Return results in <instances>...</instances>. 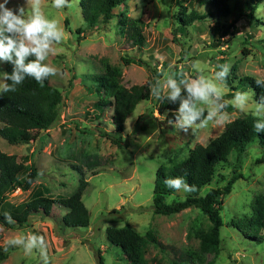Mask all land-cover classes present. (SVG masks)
<instances>
[{
  "label": "rangeland",
  "instance_id": "374dc122",
  "mask_svg": "<svg viewBox=\"0 0 264 264\" xmlns=\"http://www.w3.org/2000/svg\"><path fill=\"white\" fill-rule=\"evenodd\" d=\"M189 2L183 4L187 15L193 11L207 14L206 5L197 1L189 6ZM241 2L232 0V15L219 24L211 17L185 24L184 9L172 0H125L110 23L92 26L85 21L81 0H69L64 9L53 8L52 0H40L45 16L55 19L65 32L45 61L58 68L51 83L63 92L65 101L60 121L50 130L31 132L29 144L11 145L0 137L1 152L19 159L28 157L39 172L28 192H10L0 214H12L39 194L58 200L82 191L91 223L87 229L67 228L63 218L68 211L58 205L49 216L43 212L31 216L24 227L11 229L0 223V250L7 256L0 264H42L37 250L31 255H25L22 247L4 251L7 240L28 232L45 238L50 264H99V253L105 264H129L106 235L110 227L127 225L143 235L152 232L160 242L161 248L148 247L149 264H179L199 250L202 235L211 228L209 219L196 208L172 216L156 215L154 183L161 167L170 168L188 159L196 147H206L220 137L228 124L254 118L233 108L230 101L237 91L249 92L252 100H257L252 89L240 85L241 79L264 80V3L248 9L254 12L255 25H251L240 20V10L245 9L239 7ZM8 6L25 7L26 14H31V5L25 0H11ZM232 24L240 30L236 37L225 34L223 28ZM134 28L145 38L142 46L131 37ZM124 59L130 60V65L126 66ZM194 62L205 68L206 75L218 70L217 65L231 66L224 96L229 102L226 121L210 122L207 128L185 133L168 120L171 102L151 95L138 105L123 131L116 129L111 120L113 101L97 80L108 67L121 70L125 88L148 83L152 90L168 72H174L178 81L195 77ZM0 72H5V62H0ZM112 139L121 140V148ZM263 157L260 142L233 152L216 168L211 184L202 189L200 195L206 196L227 186L234 176L239 178L231 194L223 198L220 252L208 255L207 264H264V226L238 227L251 220L264 199ZM189 196L191 193L175 192L166 202L184 201ZM113 210H120L123 217L114 215Z\"/></svg>",
  "mask_w": 264,
  "mask_h": 264
},
{
  "label": "trees",
  "instance_id": "16d2710c",
  "mask_svg": "<svg viewBox=\"0 0 264 264\" xmlns=\"http://www.w3.org/2000/svg\"><path fill=\"white\" fill-rule=\"evenodd\" d=\"M125 0H81L84 18L90 25H96L100 22L110 23L114 19V11L119 8ZM184 9L185 24H191L197 20H204L209 17L215 18L217 23L222 19H229L232 15V0H188L189 6L199 2L202 6L208 7L205 16H201L193 11L187 15L188 8L183 7L187 0H172ZM239 4L242 14L240 20H246L255 25L254 12L248 11L252 6L264 3V0H242ZM66 26L69 20L66 19ZM225 34L236 37L240 30L232 24L225 28ZM182 30V29H181ZM136 45L142 46L145 41L144 36L138 28H134L131 35ZM29 59H34L30 57ZM126 66L131 61L124 59ZM12 71L11 64L5 62V72ZM97 80L101 87L106 90L107 96L111 98L113 104L112 122L119 131H123L125 123L135 112L138 105L151 98V86L147 83L143 86H137L133 89H127L122 85V72L119 68L108 67L106 74L98 76ZM257 79L244 77L240 85L243 88L252 89L256 95L257 101L264 97V87L256 83ZM10 83V81H9ZM65 97L62 91L52 85L49 77L41 86L33 78L27 77L22 85L17 86L16 92L4 93L0 97V137L11 145L29 144L30 133L50 130L61 118V109ZM104 105H108L104 103ZM109 106V105H108ZM178 102L168 105L170 113L168 114L169 122H174ZM100 110L101 107L98 106ZM104 111V110H103ZM254 118L247 120L238 119L226 127L225 132L213 140L208 146H198L192 155L170 168L161 167L156 173L154 183V200L153 209L156 215L172 216L182 213L190 208H196L205 215L210 223L211 228L207 234H203L199 250L191 252L187 260L179 264H207L206 258L210 254L220 252L221 228L223 220L221 212L223 211V198L231 194L234 185L239 180L234 176L227 186L221 189L212 190L206 196H201L204 187L211 184L214 179L216 168L228 161L233 152H243L247 146L260 142L264 146V133L257 134L253 127ZM120 148L121 140L112 139ZM28 157L17 158L0 151V210L5 204L11 191L18 189L28 192L35 184L39 177V172L34 163H30ZM264 164V157L261 162ZM29 164V165H28ZM183 176L190 185L196 187V191L184 201L168 204V197L175 193L168 189L165 184V178H174ZM54 205L63 207L68 213L63 218V224L70 229H87L90 227L91 215L83 202V192L78 191L72 196L65 199H48L39 194L34 200L25 204L21 209L16 210L11 215L16 221L15 224L9 225L4 221L3 214H0V223L11 229H17L30 224L31 216L38 215L41 212L49 216ZM114 215L123 214L120 210H113ZM249 222L242 226L238 224L239 229L247 228L250 225L264 226V199L256 207V211ZM260 229V227H257ZM109 242L122 250L129 264H149L146 259L147 249L150 245L160 247L161 244L156 236L149 232L145 235L140 234L134 227L127 225L124 228L110 227L106 230ZM7 256L0 250V260H6ZM98 263L105 264L101 253L98 254ZM178 264V263H177Z\"/></svg>",
  "mask_w": 264,
  "mask_h": 264
},
{
  "label": "clouds",
  "instance_id": "9594fccd",
  "mask_svg": "<svg viewBox=\"0 0 264 264\" xmlns=\"http://www.w3.org/2000/svg\"><path fill=\"white\" fill-rule=\"evenodd\" d=\"M10 2L0 0V62L12 66L10 73L0 72V97L4 93L16 92L17 86L22 85L27 77L33 78L41 86L49 77H55L58 68L45 61L55 51L53 44L61 43L65 35L55 19L45 16L40 0H25L27 6L31 5V14H26L25 7H9ZM68 5L69 0H52L51 6L64 9ZM216 67L218 70L206 75L205 68L199 62H194L192 69L196 72L195 77L178 81L174 72H168L163 80H158L152 87L156 100L167 99L173 104L178 102L174 120L177 129L187 133L189 129H204L210 122L220 123L228 119L225 109L229 102L224 101V96L231 66L225 63ZM256 83L264 87V80H257ZM230 103L233 108L250 113L254 117L255 132L264 133V97L253 101L249 92L237 91ZM164 184L174 193L196 191V187L188 184L183 176L165 178ZM3 217L9 225L16 223L9 212H4ZM12 247H22L25 255L37 250L42 264H50L47 242L42 235L28 232L11 238L5 242L4 251Z\"/></svg>",
  "mask_w": 264,
  "mask_h": 264
}]
</instances>
